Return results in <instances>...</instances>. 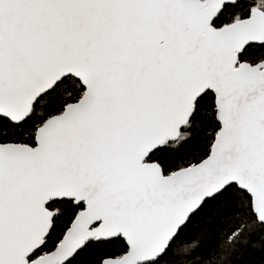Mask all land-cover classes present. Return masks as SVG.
Wrapping results in <instances>:
<instances>
[{
    "label": "snow or ice",
    "instance_id": "6c2138e0",
    "mask_svg": "<svg viewBox=\"0 0 264 264\" xmlns=\"http://www.w3.org/2000/svg\"><path fill=\"white\" fill-rule=\"evenodd\" d=\"M0 264H264V0H0Z\"/></svg>",
    "mask_w": 264,
    "mask_h": 264
}]
</instances>
